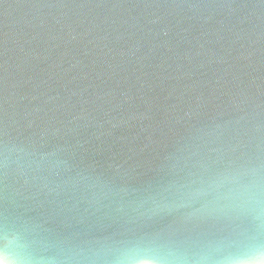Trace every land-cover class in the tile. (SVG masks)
<instances>
[{"label": "water", "instance_id": "obj_1", "mask_svg": "<svg viewBox=\"0 0 264 264\" xmlns=\"http://www.w3.org/2000/svg\"><path fill=\"white\" fill-rule=\"evenodd\" d=\"M262 217L264 0H0V258L218 264Z\"/></svg>", "mask_w": 264, "mask_h": 264}, {"label": "snow or ice", "instance_id": "obj_2", "mask_svg": "<svg viewBox=\"0 0 264 264\" xmlns=\"http://www.w3.org/2000/svg\"><path fill=\"white\" fill-rule=\"evenodd\" d=\"M223 248H235V254L224 255V264H253L251 257L260 252L264 257V217L261 218L257 234H249L245 231H236L235 234L222 241L217 242ZM207 259V257L203 258ZM0 264H7V258H0ZM140 264H153V260L145 256ZM257 264H264V258Z\"/></svg>", "mask_w": 264, "mask_h": 264}, {"label": "clouds", "instance_id": "obj_3", "mask_svg": "<svg viewBox=\"0 0 264 264\" xmlns=\"http://www.w3.org/2000/svg\"><path fill=\"white\" fill-rule=\"evenodd\" d=\"M144 257L145 256H143V255L136 256L133 259L123 261L122 264H140L141 259ZM147 257L153 260V264H165V261L162 260L161 258H158L155 256H147ZM7 264H44V262L18 259L15 261L7 260ZM218 264H224V262L220 261V262H218Z\"/></svg>", "mask_w": 264, "mask_h": 264}]
</instances>
